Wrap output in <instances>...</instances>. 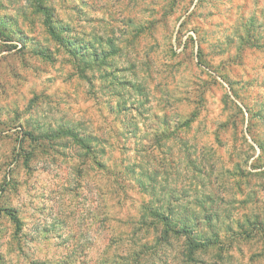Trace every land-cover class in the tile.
<instances>
[{"label": "clouds", "instance_id": "obj_1", "mask_svg": "<svg viewBox=\"0 0 264 264\" xmlns=\"http://www.w3.org/2000/svg\"><path fill=\"white\" fill-rule=\"evenodd\" d=\"M98 2L101 11L80 16L66 0H0V15L14 16L27 37L0 52L10 57L0 67L11 81L0 89V184L10 170L19 181L18 190L9 186L0 196L10 198L22 225L0 213V264H264V122L250 120L244 94L237 99L230 86L232 78L264 80V70L227 67L230 58L248 60L253 52L264 62V50H238L253 18L264 35V0L201 8L214 15L185 29V40H197L190 62L176 34L192 8L169 15L167 27L148 29L166 5ZM209 21L229 27L236 46L209 54L205 44L199 65V38L188 29H208ZM213 80L212 88L200 87ZM217 88L230 98L225 117L240 108L243 123L234 159L213 161L212 171L194 147L206 113L175 135L161 136L159 125L166 116L187 120L201 91L211 102ZM253 88L264 93V86ZM237 164L245 176L224 171ZM77 184L83 195L68 207L60 193ZM60 223L75 234L68 243L53 230Z\"/></svg>", "mask_w": 264, "mask_h": 264}, {"label": "rangeland", "instance_id": "obj_2", "mask_svg": "<svg viewBox=\"0 0 264 264\" xmlns=\"http://www.w3.org/2000/svg\"><path fill=\"white\" fill-rule=\"evenodd\" d=\"M151 3L158 4L162 3L166 5L161 8L163 15L159 20L149 21L147 28L150 29L155 24L163 22L167 27V18L169 15H172L176 12L177 9L182 10L183 13H189V9L192 8V11L188 14V18L180 24L179 30L176 34V47L182 48V51L185 55V60L188 62L192 59V53L189 52V46L195 45L197 40L192 36H187L185 29L188 27L190 21L204 19L209 20V17L214 15L211 11L202 12L201 8L206 7L207 4H213L215 6H220L223 4H231L232 0H151ZM67 7L70 11H77L80 16H86L87 13L85 9L89 11L96 12L101 11L103 5H101L98 0H66ZM195 5V7H193ZM147 11V9H146ZM152 12H155L156 9H151ZM231 11V9H228ZM90 20L96 19L101 24H107V21H104L100 18L89 17ZM115 19V18H113ZM177 20H180V17H177ZM210 27L205 29L202 25H195L193 28L188 29V31L195 32L199 38L198 42L200 44L199 51V65H204L206 63L207 54L204 50V45L207 44L210 50L209 54L215 53L218 49L229 50L232 47L236 46L235 36L230 34L229 27L225 26L223 23H218L214 21H209ZM18 22L16 18L12 15L3 14L0 15V42H3L0 45V52H9L11 53L12 49L15 48V44L11 43L14 40L26 41L27 37L18 28ZM260 26L257 24L255 18L251 20L248 24L249 37L245 39L241 36V44L238 46L240 53H243L245 48L256 49L257 51L264 50V35L259 33ZM143 30V29H142ZM236 34L239 35V31H236ZM151 37V32L148 33ZM218 35H223L224 39L219 40L215 39ZM99 42L103 43V37L99 38ZM225 45L227 46L225 48ZM27 47V44H26ZM155 47H159L157 44ZM23 51V49L21 50ZM175 52L172 53L175 56ZM9 56L0 57V65H3L5 62L9 61ZM239 63L241 70L247 66L253 70H264V62L261 61V58L256 55L255 52L252 53V56L248 60H244L242 56H237L235 58H230L227 63V67H231V64ZM198 65V66H199ZM11 67V65H9ZM235 70V69H234ZM13 74L15 69L12 68ZM225 78H229V73L225 71ZM13 79L15 77L13 76ZM195 83V82H194ZM218 82L213 81H204L200 85L203 89H210ZM253 85L257 87L264 86V80H243L242 77L232 78L230 86L233 89V93L236 95L237 99L241 98V93L244 94V99L247 101L245 103V108H247L250 116V120L255 122L257 120L264 122V93L258 92L253 88ZM7 86H11V81L7 80L4 74L3 67H0V89H6ZM5 94H7L5 92ZM214 99L209 102L208 98L205 96L204 92L201 91L200 97L197 101L198 107L195 109L189 116L187 120H179L175 117L166 116L160 121V127L164 129V132L161 133V136H167L169 134L175 135L173 131L178 130L183 127H191L192 123L200 116L201 111L206 113L204 120L201 122L202 126L198 125V132L200 136L198 137V145L194 147H199L201 152V157L208 161V166L212 171L216 169V162H223L225 157L231 162L234 159L235 151L238 147V141L240 139V124L243 123L241 117L243 116V109L237 108L236 112L229 113L225 117V113L229 110V100L227 93L223 92L222 89L217 88L215 92L212 93ZM87 103V101L85 102ZM6 111V108L0 106V113ZM182 115V113H177V116ZM175 121V122H174ZM3 124V122H0ZM252 127H255L254 123L250 124L249 131ZM139 130L136 129V132ZM2 135V133H0ZM159 139V136L157 137ZM185 143H187L185 141ZM2 149V146H0ZM19 158V155L16 157ZM250 158V157H249ZM246 163V161H245ZM4 165L0 164V170H2ZM253 167H262L259 163L254 164ZM229 176L235 177L239 175L243 177L246 175L243 169L240 168V165H236L234 170H224ZM224 175V172L221 173ZM19 181L14 175V170H10L7 176L4 179V182L0 184V193H6L9 186L13 190H18ZM34 187V186H33ZM82 185L77 184L74 188L67 187L60 194L67 197V205L71 207L73 200L79 199L83 194L79 191ZM41 198H47L45 193H41ZM47 207V205H45ZM12 212L16 215L18 222H20L18 229L22 226L21 221L18 218V210L10 206V198L5 201L3 196H0V213ZM9 215V214H8ZM87 219H92L94 222H103L100 215L91 216L86 214ZM116 227H120V222H115ZM54 231L61 236L63 243H68L75 236L74 233L70 232L68 225L60 223L54 226ZM47 231V230H45ZM68 232V235L65 237L64 233ZM35 239V237H33ZM47 238V237H45ZM71 257L69 258V260ZM68 264V262H64ZM102 264H110L108 260L102 261Z\"/></svg>", "mask_w": 264, "mask_h": 264}, {"label": "trees", "instance_id": "obj_3", "mask_svg": "<svg viewBox=\"0 0 264 264\" xmlns=\"http://www.w3.org/2000/svg\"><path fill=\"white\" fill-rule=\"evenodd\" d=\"M11 217H12V219L17 223V225H19L20 224V222H18V219H17V217H16V215L15 214H13L12 212H7Z\"/></svg>", "mask_w": 264, "mask_h": 264}]
</instances>
